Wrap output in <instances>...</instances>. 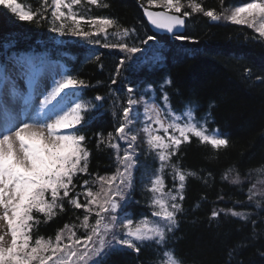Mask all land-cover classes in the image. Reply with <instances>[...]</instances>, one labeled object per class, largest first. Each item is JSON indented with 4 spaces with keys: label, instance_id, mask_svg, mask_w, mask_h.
Returning <instances> with one entry per match:
<instances>
[{
    "label": "snow or ice",
    "instance_id": "6c2138e0",
    "mask_svg": "<svg viewBox=\"0 0 264 264\" xmlns=\"http://www.w3.org/2000/svg\"><path fill=\"white\" fill-rule=\"evenodd\" d=\"M147 3L165 9L154 12L145 8L144 14L152 25L172 34L177 41L191 39L180 34L185 26L184 17L202 12L214 22L222 18L213 10H204L196 0H188L187 5L182 0H147ZM84 4L109 7L103 0H36L35 7L26 6L21 0H0V9L7 10L20 22L47 21L49 31L60 36L77 37L94 46L119 48L126 55L115 69L112 84H117L122 70L128 71L136 64V53H142L150 64L163 59L158 49L150 51L124 42L123 38L130 37L135 29L123 28L113 18L85 15L76 10ZM185 6L191 12L182 11ZM223 18L254 28L264 39V0H242ZM109 29L114 30L111 35L121 38L120 42H108ZM101 36L103 43L97 38ZM155 39L149 35L140 40V45ZM15 46L16 41L9 39L0 50V264H106L113 253L131 250L139 254L142 248L151 250L150 264H184L176 254L172 239L179 228L178 215L185 211L187 181L197 178L207 185L211 173L201 176L183 168L177 154L182 144L191 143L193 137L213 150L229 146L227 138H219L218 129L209 132L215 103H209L202 114H198L200 104L193 100L174 106L166 90L172 84L170 78L159 84L158 97L157 89L151 84L140 93L139 99L134 96L136 90L128 86L126 103L119 104L113 99L112 116L117 117L118 104L122 113L114 132L109 131L106 136L96 134L97 149L105 145L114 151L115 172L96 174L94 178L78 182L81 176L93 177L89 172L91 150L82 127L94 117L87 114L103 107L98 102L111 97L96 95L85 99L84 90L90 85L84 79L59 71L42 57L16 50ZM95 59L99 60V55ZM137 124L140 126L134 127ZM141 132L146 137L147 151L155 154L159 166L144 183V189L150 193V217L142 214L137 221L123 210L134 188ZM262 170L264 165L255 169ZM252 171L242 176L238 169L230 168L221 179L228 181L229 173H234L230 183L243 185ZM92 185H98V189L94 190ZM256 197L264 199V188L257 190L253 183L247 189V201L236 203L260 208L261 201ZM217 199L224 197L220 195ZM65 202L83 210L82 217H77L79 224H65L54 240L34 236L42 222L47 223L58 212L66 211ZM199 207L197 202L192 211ZM221 213L245 222L252 215L235 207L213 208L211 218ZM252 223L255 228V221ZM77 228L83 229L84 235H77Z\"/></svg>",
    "mask_w": 264,
    "mask_h": 264
},
{
    "label": "trees",
    "instance_id": "16d2710c",
    "mask_svg": "<svg viewBox=\"0 0 264 264\" xmlns=\"http://www.w3.org/2000/svg\"><path fill=\"white\" fill-rule=\"evenodd\" d=\"M103 2L109 7L84 4L76 10L85 15L113 18L123 28L135 29L130 37L123 38L124 42L135 43L150 51L158 49L163 56L159 62L150 64L140 53L142 56L134 58L136 64L133 67L128 71L122 70L117 84H112L111 78L126 55L119 48L94 46L77 37L60 36L49 31L47 21L40 24L20 22L7 10L0 9V50L9 39H14L16 50L30 51L32 55L44 57L48 63H57L63 71L84 79L90 85L84 90L85 99L96 95L111 97L98 102L103 107L87 114L94 117L86 127H82L91 150L89 172L93 177L81 176L78 182L94 178L96 174L104 176L115 172L114 151L105 145L97 149L96 134L106 136L109 131L114 132L116 121L122 115L119 104L126 103L127 87L132 86L136 90L134 96L139 99L140 93L151 84L157 89L158 97L159 84L170 78L172 84L166 90L173 105L193 100L200 104L198 114H202L207 111L209 103L214 102L209 132L218 129L219 138L229 140L227 148L213 150L193 137L191 143L182 144L177 154L183 168L196 171L201 176L211 173L207 185L197 178L187 181L183 202L185 211L178 215L179 228L172 239L177 256L183 259L184 264H264V199H257L261 201L260 208L247 203L242 207L236 202L247 201L248 183L232 185L230 175L234 173H229L228 181L221 179L230 168L238 169L242 176L248 170H253L248 177L264 175V170L255 171L264 165V39L252 28L231 22H211L201 12L185 17L183 35L191 39L177 41L174 36L152 33L143 18L145 8L158 10L163 7L149 6L147 0ZM187 2L182 0L185 5ZM196 2L204 10H213L221 15L225 10L240 5L242 0ZM21 3L35 7L36 0H21ZM50 11L51 8L47 13L49 17ZM182 11L191 12V9L185 6ZM113 31L109 29L108 42H120V37L111 35ZM149 35L156 39L147 45H140V40ZM99 39L103 43V37ZM95 55H99L100 59L96 60ZM128 63L131 64V61ZM113 99L119 101L115 118L112 116ZM137 143L138 167L134 171V188L123 211L138 221L142 214H149L150 217V193L144 189V183L158 168L159 162L154 153L147 151L143 141ZM168 185L171 186L170 179ZM220 195H223V200L217 199ZM197 202H200V207L192 211ZM232 207L237 211L251 212V218L245 222L223 213L211 218L213 208ZM65 208V212H58L51 221L42 222L33 235L54 240L57 231L65 224H79L77 217H82L83 210L74 209L66 202ZM40 218L43 221V217ZM76 231L77 235H84L83 229L77 228ZM152 255L151 250L146 248H142L139 254L125 250L113 253L106 264H150Z\"/></svg>",
    "mask_w": 264,
    "mask_h": 264
},
{
    "label": "rangeland",
    "instance_id": "374dc122",
    "mask_svg": "<svg viewBox=\"0 0 264 264\" xmlns=\"http://www.w3.org/2000/svg\"><path fill=\"white\" fill-rule=\"evenodd\" d=\"M248 2H250V0L248 1ZM239 6V5H238ZM159 7H162V6H159ZM231 10H233V7H231V8H229V9H227V10H225L224 12H223V14H221V19L219 20L220 22H229V21H227L226 19H224L223 17H225V16H227V15H229L230 14V12H231ZM246 26V25H245ZM253 30H254V28H252ZM255 31V30H254ZM101 37H103V36H101ZM101 37H97L98 39L99 38H101ZM109 39V38H108ZM126 54V53H125ZM142 55L140 54V53H136L135 55H134V58H138V57H141ZM48 65H52V66H55L56 68H57V70H59L60 71V69L55 65V64H53V63H47ZM141 108H142V105L140 106ZM140 125H134V127H139ZM145 135L141 132L140 133V136H139V139H138V141L139 142H141V141H143L144 142V140H145ZM138 144V143H137ZM121 146L122 147H124V144H123V142H121ZM231 178H232V176L230 175V180H231ZM244 182H247L248 183V185L250 186L251 184H253V183H255L256 185H257V190H259V189H261V188H264V175L263 174H256L255 176L253 175V176H250V177H248V179L247 180H244ZM94 187H93V189L94 190H97L98 189V185H96V187H95V185H93ZM258 198H260V197H256V199H258Z\"/></svg>",
    "mask_w": 264,
    "mask_h": 264
},
{
    "label": "water",
    "instance_id": "95a60500",
    "mask_svg": "<svg viewBox=\"0 0 264 264\" xmlns=\"http://www.w3.org/2000/svg\"><path fill=\"white\" fill-rule=\"evenodd\" d=\"M149 11H154V12H160V11H164V10H153V9H149L147 8ZM143 18L148 26V28L150 29V31L154 34H157V35H169V36H173L172 34L170 33H167L165 30H160V29H157L154 25L151 24V22L148 20L147 16L144 14V11H143ZM185 19V23H186V18L184 17ZM211 21V19H210ZM211 22H214V21H211ZM216 22V21H215ZM175 31V30H174ZM185 31V26L183 28L180 29V34H183Z\"/></svg>",
    "mask_w": 264,
    "mask_h": 264
},
{
    "label": "bare ground",
    "instance_id": "6f19581e",
    "mask_svg": "<svg viewBox=\"0 0 264 264\" xmlns=\"http://www.w3.org/2000/svg\"><path fill=\"white\" fill-rule=\"evenodd\" d=\"M158 10H164V9H158Z\"/></svg>",
    "mask_w": 264,
    "mask_h": 264
}]
</instances>
